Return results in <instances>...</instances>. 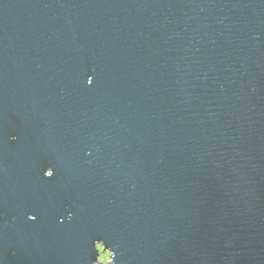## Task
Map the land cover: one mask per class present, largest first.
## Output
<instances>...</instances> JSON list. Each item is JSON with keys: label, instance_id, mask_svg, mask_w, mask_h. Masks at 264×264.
<instances>
[{"label": "water", "instance_id": "1", "mask_svg": "<svg viewBox=\"0 0 264 264\" xmlns=\"http://www.w3.org/2000/svg\"><path fill=\"white\" fill-rule=\"evenodd\" d=\"M97 243L264 264V0H0V264Z\"/></svg>", "mask_w": 264, "mask_h": 264}, {"label": "rangeland", "instance_id": "2", "mask_svg": "<svg viewBox=\"0 0 264 264\" xmlns=\"http://www.w3.org/2000/svg\"><path fill=\"white\" fill-rule=\"evenodd\" d=\"M97 249L99 251V258L95 262L100 264L103 261L105 264H108L111 260L110 251L108 249H104V245L102 243H97Z\"/></svg>", "mask_w": 264, "mask_h": 264}, {"label": "snow or ice", "instance_id": "3", "mask_svg": "<svg viewBox=\"0 0 264 264\" xmlns=\"http://www.w3.org/2000/svg\"><path fill=\"white\" fill-rule=\"evenodd\" d=\"M87 82L91 84L93 82L92 76H88ZM31 219H35V216L30 217Z\"/></svg>", "mask_w": 264, "mask_h": 264}]
</instances>
